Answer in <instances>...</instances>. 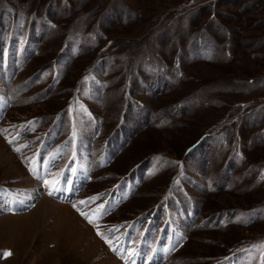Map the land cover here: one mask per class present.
I'll return each instance as SVG.
<instances>
[{"label": "rangeland", "instance_id": "rangeland-1", "mask_svg": "<svg viewBox=\"0 0 264 264\" xmlns=\"http://www.w3.org/2000/svg\"><path fill=\"white\" fill-rule=\"evenodd\" d=\"M108 256L264 264V0H0V264Z\"/></svg>", "mask_w": 264, "mask_h": 264}, {"label": "bare ground", "instance_id": "bare-ground-1", "mask_svg": "<svg viewBox=\"0 0 264 264\" xmlns=\"http://www.w3.org/2000/svg\"><path fill=\"white\" fill-rule=\"evenodd\" d=\"M105 264H117V263L115 262V260L112 257L108 256L107 263H105Z\"/></svg>", "mask_w": 264, "mask_h": 264}, {"label": "trees", "instance_id": "trees-1", "mask_svg": "<svg viewBox=\"0 0 264 264\" xmlns=\"http://www.w3.org/2000/svg\"><path fill=\"white\" fill-rule=\"evenodd\" d=\"M208 42H210V40H207Z\"/></svg>", "mask_w": 264, "mask_h": 264}]
</instances>
